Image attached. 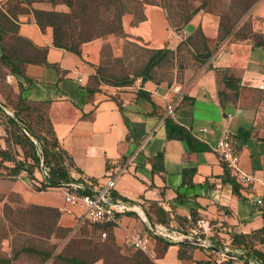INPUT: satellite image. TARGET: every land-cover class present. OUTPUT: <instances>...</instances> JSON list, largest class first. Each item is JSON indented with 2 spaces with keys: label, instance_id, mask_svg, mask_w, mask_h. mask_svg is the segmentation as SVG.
<instances>
[{
  "label": "crops",
  "instance_id": "obj_1",
  "mask_svg": "<svg viewBox=\"0 0 264 264\" xmlns=\"http://www.w3.org/2000/svg\"><path fill=\"white\" fill-rule=\"evenodd\" d=\"M7 1L0 0V10L16 22V35L45 47L46 61L51 65L26 63L23 74H13L0 61L5 73L0 81L9 83L17 97L28 104L42 106L73 179L97 185L116 174L113 197L134 207L118 214L115 223H84L91 224L97 233L110 235L124 250L131 248L125 239L127 233L149 231L142 215L178 231L204 218L214 226L211 240L231 242L235 235L238 250L251 249L264 255L263 213L253 202L255 197L264 196V87H258L264 79V0H246L238 17L223 24L227 31L220 28L222 20L226 23L222 15L227 10H215L214 0H205L185 24L171 22L160 5L145 4L142 20L135 23L133 14L125 13L122 35L108 34L84 42L79 54L55 46L52 28L41 29L31 11L68 12L66 4L33 2L28 6L22 2L21 7L26 8L16 13L14 20L9 10L13 2ZM202 1L193 0L192 4L197 7ZM198 31L202 40L196 36ZM187 37L191 38L187 46L191 60L182 68L175 66L167 78L155 74L142 80L137 76L119 85L94 80L96 68L117 40L175 51ZM192 41L199 45L198 50ZM204 45L210 55L199 62L193 55ZM112 55L119 57L122 52ZM175 85L181 87V99L169 118L189 131L195 140L192 145L166 135L165 104L177 97L172 91ZM223 128L236 141L242 168L257 177L252 189L234 180L211 149ZM33 175L41 178L37 169ZM9 198L24 206L57 209V224L63 228L71 230L84 224L79 221L83 206L64 202L60 187L40 189L29 177L0 175V213ZM194 246L191 259H179V243H171L161 254L155 249L150 260L152 264L214 262L216 253ZM89 264L104 261L98 258ZM234 264L240 263L235 260Z\"/></svg>",
  "mask_w": 264,
  "mask_h": 264
},
{
  "label": "trees",
  "instance_id": "obj_2",
  "mask_svg": "<svg viewBox=\"0 0 264 264\" xmlns=\"http://www.w3.org/2000/svg\"><path fill=\"white\" fill-rule=\"evenodd\" d=\"M9 1L13 2L9 7V10L11 17L15 20L16 13L24 10L20 7L16 8V2H19L18 4L25 1H27V3H31L34 0H8L7 2ZM48 2L51 5L65 3L70 10L68 12H60L55 10L31 8L36 23L41 29L45 26H50L52 28V39L55 46L65 48L79 54L80 44L84 42L104 37L108 34L122 35L123 30L121 19L125 13L133 14L135 23L142 20L144 18L143 7L145 4L160 5L166 10L168 19L171 22L185 24L191 16L202 7L205 0H203L202 4L197 7L192 4L193 0H48ZM223 24L222 20L220 22V28L227 31L226 26ZM16 28V22L9 20L4 12L0 10V41L2 48L0 61L7 66L13 74H23L22 66L26 63L50 66L51 64L46 61L45 57L46 48L33 45L29 40L16 35ZM8 33H11L8 40H3L4 36L8 35ZM196 36L202 40L200 31L196 33ZM190 40L191 38L187 37L184 41H182V44L178 45L175 51L166 48H146L149 55L143 61L141 68L133 75V78L137 76H140L142 80L153 78L157 69L162 68L166 61L169 63L170 70L174 68L176 63H178L177 68L184 67L185 64L181 65V62H178V59L183 51L191 53L190 48L187 47ZM192 44L195 45L193 46L194 48L197 50L199 49V45L193 41ZM195 53L196 54L193 53V57L199 62H204L210 55V51L206 45H204L201 52ZM118 59L120 60L121 57ZM103 70L104 68L102 66H98L94 76L103 74ZM4 74L5 73L0 69L1 79L4 77ZM133 78L124 76L116 79L113 84H127ZM27 104V102L18 97L17 104L14 106L13 111H11L12 115L9 116L5 112V105L2 101H0V111L6 115L8 121L20 127V129L24 132V138L27 140L30 148L32 149L31 158L26 157L21 162L15 163L6 176L15 178L17 177L19 171L24 167H26L28 172L33 176V171L38 167L41 159L43 164L48 168V173L40 189H44L47 186L57 187L62 183L73 181L74 179L69 174V162L66 161V155L56 142L48 119L44 117L52 136L50 140H43V138H38V140L35 139L30 128H27V125L25 126V124H23L22 116L20 115L19 110L21 112V109L26 108ZM165 129L168 138H179L188 142L189 145H192L195 142L189 131L183 126L175 123L171 118H169V116L165 120ZM35 142L39 144V153L36 152V149H34ZM2 155L3 154L0 153V157ZM158 157H161V154H159ZM2 162L3 158L1 157L0 165ZM0 175H2L1 170ZM30 207L35 209L37 212L45 213L47 216H50L49 214L52 212L54 213V219H48V221H46L47 226H45L46 228L44 230L47 234H51L56 229L62 228L57 224L59 214L57 209L35 205ZM150 233L156 240L157 247L155 246V249H157L159 253L164 252L168 245L172 243L168 239L153 234L151 231ZM106 241L108 242L107 244L114 249V252L117 256H119L118 258L122 262H126V264H152L151 260L144 253L138 250L129 254L120 253L121 249L115 244L110 235L107 236ZM230 243L232 249H237L239 247L237 246L239 243L237 236L234 235ZM194 247L195 246L190 243H179L177 257L179 259H191V252ZM246 251L249 257L258 258L262 263H264V255L256 250L246 249ZM41 252L44 255L43 260H46L48 252ZM98 258H103L104 264H107V254H97L92 260ZM8 261V259L0 257V264H5ZM67 261L74 264H81L75 257L68 258ZM225 264H234V260L228 259Z\"/></svg>",
  "mask_w": 264,
  "mask_h": 264
},
{
  "label": "rangeland",
  "instance_id": "obj_3",
  "mask_svg": "<svg viewBox=\"0 0 264 264\" xmlns=\"http://www.w3.org/2000/svg\"><path fill=\"white\" fill-rule=\"evenodd\" d=\"M33 2L51 5L48 0H34ZM213 2L215 10L220 12L227 10V14L222 15L225 17L226 23L224 24H230L236 19L238 13L242 11L246 4V0H234L233 4L229 0V6L227 7L228 0H214ZM18 3L16 2V8H26L21 7ZM24 3H27V1ZM31 3H27V5L30 6ZM224 7L227 9H223ZM69 10L70 8H68ZM112 44L114 48L111 47L110 53H106L107 56H104L101 65H99L104 68L103 74L94 77L97 82L112 84L116 79L124 76L133 78V75L141 68L143 61L149 55L146 47L138 41L125 43L117 40ZM112 52L119 54L122 52V56H119L121 59L119 60V57L113 56ZM190 55L191 53L181 52L178 62H181V65L189 64ZM177 65L178 63L175 64V66ZM169 68V63L166 61L162 68L157 69L155 74L157 77L167 78L172 72ZM0 93L5 108L13 111L18 97L9 83L0 81ZM19 113L22 116L23 124L30 128L35 139L50 140L52 136L48 124L44 120L42 106L27 104V107L22 108L21 112L19 110ZM6 114L9 115L7 112ZM34 146L36 152L39 153V144L35 142ZM0 153L3 154L1 156L3 162L0 165L2 175L9 173L15 163L21 162L26 157L31 158L32 155V149L24 138V132L20 127L8 121L6 115L1 111ZM8 201L9 203L6 202L3 205L0 213V257L9 260L5 264H74L67 261L71 257L77 258L81 264H89L97 254L101 253L107 254V264H126L118 258L119 256L116 255L114 249L107 244L108 235L102 236L100 233L95 232L93 227H90L91 224L84 223L71 230L62 227L51 234H47L44 230L47 226L46 221L54 219L53 212L49 214L50 216H47L45 213L37 212L30 206H24L10 198ZM41 251L48 252L46 260H43L44 255ZM134 251L132 248H127L120 250V253L129 254ZM213 258H217V256L214 255Z\"/></svg>",
  "mask_w": 264,
  "mask_h": 264
},
{
  "label": "built area",
  "instance_id": "obj_4",
  "mask_svg": "<svg viewBox=\"0 0 264 264\" xmlns=\"http://www.w3.org/2000/svg\"><path fill=\"white\" fill-rule=\"evenodd\" d=\"M259 88L264 87V79L258 85ZM172 91L177 94L174 99L166 100L165 116H172L176 108L180 104L181 87L178 85L172 86ZM9 115L8 111H6ZM213 153L216 155L220 164L228 171L230 176L236 180L243 188H253L258 181L254 173L244 170L240 163V152L236 141L234 140L228 129L223 128L216 137L211 146ZM40 179L34 178L26 167L22 168L17 177H29L30 183L34 186L41 187L47 176L48 168L40 163L36 168ZM121 168L118 172H120ZM116 174L110 177L103 184L94 185L83 178L74 179L66 183H62L60 187L63 191L64 202L79 203L83 206V212L79 218L81 223H115L117 222L118 214L124 213L133 209V205L126 201H118L113 197L112 188L114 187ZM52 186H47L49 188ZM253 202L258 206L263 213L264 220V196H257ZM143 221L149 230L158 236L168 239L172 243H183L184 241L200 240L206 241L210 246H203L208 250L216 253L217 258L212 264H225L228 259L238 260L240 264H264L258 258H252L247 255L246 250L232 249L230 241L216 243V240H211L213 237V224L204 218H199L195 223L185 231L171 230L161 224L153 223L154 231L149 227V220L142 215ZM148 232H131L125 235L127 244L133 249L144 253L149 259L155 257L156 240ZM105 236V233H101ZM185 243V242H184ZM191 244V243H190Z\"/></svg>",
  "mask_w": 264,
  "mask_h": 264
},
{
  "label": "water",
  "instance_id": "obj_5",
  "mask_svg": "<svg viewBox=\"0 0 264 264\" xmlns=\"http://www.w3.org/2000/svg\"><path fill=\"white\" fill-rule=\"evenodd\" d=\"M149 227L152 231H154V226L153 223L151 221H149ZM185 243H191L194 245H200V246H210V244L206 241H200V240H192V241H184Z\"/></svg>",
  "mask_w": 264,
  "mask_h": 264
}]
</instances>
